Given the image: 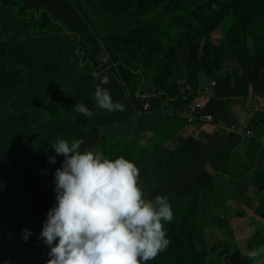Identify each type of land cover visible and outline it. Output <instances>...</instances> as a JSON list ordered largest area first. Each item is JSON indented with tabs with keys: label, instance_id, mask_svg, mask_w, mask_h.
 <instances>
[{
	"label": "trees",
	"instance_id": "trees-1",
	"mask_svg": "<svg viewBox=\"0 0 264 264\" xmlns=\"http://www.w3.org/2000/svg\"><path fill=\"white\" fill-rule=\"evenodd\" d=\"M86 5L98 20L94 21L83 9L73 18L75 21L71 24L69 19L59 20L45 8L27 12L18 7L13 0H0V13H3L6 8L16 12V18L22 22V37L24 38L23 41L16 44L14 39L16 33L11 36L10 28H6L0 33V39L3 38L0 40V137L17 144L14 151L9 149L11 151L3 154V157L6 162H14L10 172L16 169L17 175L22 176L24 171H27L20 191H13L11 185V188L0 196V222H6L4 228L0 230V240H10L0 242V264H3L6 259L10 260L11 264H46L43 261L46 250L41 243L37 242L36 238L39 232L38 225L46 219V210L51 203L47 191L40 190L44 184V173L51 167V164L47 159H42L38 163H36L38 159H23L26 152H33L29 150L35 138L33 117L36 115L33 116V113L38 112L37 109L42 105L43 99L51 94L60 107L65 109L76 100H80L79 95L84 90L85 104L94 112V115L89 118V122L96 131L108 125L114 126V124L123 123V121L132 122L137 119L120 117L118 112L96 111L91 105L93 88L90 87L88 81L84 80L83 90L75 88L70 90L66 87L67 84L58 82L55 86L47 88L46 97L42 98L40 92H34L29 86L31 78H34L39 72L46 71L50 65L63 68L68 57L75 59L81 69L94 70L97 76H102L105 70H100L97 67L99 53L95 52L91 43L86 42L87 36H93L102 47L106 48L114 62L120 63L119 71L131 93H134V100L133 97L131 100L121 97L127 103L126 109H130V113L136 111L137 105L143 104L142 99L136 96V92L144 81H148L157 88L160 104L167 101L168 98L169 107H173L174 113L178 115L188 107L195 94L192 93L188 97V94L181 92L180 87L169 84L170 80L176 78L178 58L184 52L178 53L179 47H176L174 42L168 41V39L179 38L191 44L192 53L188 54V59L186 58L185 62L193 63L194 67H199L207 74L208 79L218 77L219 84L226 83L233 86V84H244L245 79L252 81L255 77L257 63L264 64V0H86ZM163 6L175 7L174 10L172 8L158 12L167 19L164 26L149 19L151 18L150 13L155 14L153 10H158ZM194 6L196 7L194 8ZM189 9H193V13L189 14L187 11ZM201 12L209 15L210 25H215L216 16L219 13H224L219 23L214 26L215 30L222 23L223 28L226 21L229 22L227 28H223L224 40L221 45H215L205 31L208 24L200 20ZM155 17L157 18V14ZM9 18L10 16H7L2 21L3 24ZM196 24H200L198 29H194ZM98 25H104L106 34L100 35L101 31L97 28ZM134 25L136 26L124 34V28ZM156 27L165 32L162 43L155 36ZM54 30L58 32L56 37L49 42L46 41L45 35ZM202 39L205 41L204 47L201 46ZM249 42H252L250 49L258 50L260 53L256 54L252 60L246 58L248 65L252 66V70L251 73L245 74L242 62L234 61L239 60L249 50L247 47ZM182 44L184 42L180 41L179 45ZM240 46L242 54H239ZM197 47L198 49H196ZM201 56L203 57L201 58ZM226 59L233 60L237 67L231 73L220 71L224 69ZM20 62L26 66V69L19 71L11 69V66ZM138 69H141L143 73L136 71ZM16 76L18 77L17 81H15ZM74 77L79 78L80 83L82 82L83 76L77 74ZM235 77H238V83ZM258 81L264 82V79L261 78ZM15 87H18V90ZM43 88L45 87L38 89ZM198 89L196 87L193 90L197 91ZM213 92L214 95L211 98L210 106L205 109L206 112L216 113L217 98L226 102L242 99L226 94L228 92L221 91L218 87L213 89ZM200 93H203V89L200 90ZM38 97L41 100L35 105L36 100L33 99ZM178 109L181 111L178 112ZM76 113L77 115L73 114L69 108L66 113H61L56 118V124L61 132L66 131V126L60 125L62 119L74 122L72 126L74 131L67 134L66 137L82 135V129L86 123L82 122L83 114L77 110ZM121 113H125V110ZM138 119L144 123L141 129L139 128L141 132H144L147 126L153 125L158 122L157 119L163 118L142 116ZM173 119L174 123L163 128L171 137L168 138L163 133L160 135L165 143L175 140L178 137L179 128L188 125L184 119ZM47 125L49 124L43 123L42 128L48 127ZM105 136L103 134L102 137L97 138L99 148L108 143ZM182 141L185 143L186 152L193 148V142H186L185 139ZM205 142L208 145L199 147L197 149L199 153L208 150L209 142L208 140ZM120 148L124 151H114L128 157L125 153L129 150V146L123 145ZM178 149H183V147L180 146ZM18 150H24L25 153L18 157L14 154ZM103 150L108 154V151ZM187 156L188 154L185 153L178 157L175 151L171 155H167V161L173 159L177 163L170 168L163 167L162 173L166 182L175 175L174 169L179 170L178 164H185L184 159L186 160ZM141 158L145 159L143 154L138 151L134 155V160L138 162ZM170 225L174 229V238L178 242H183L184 254L191 258L197 256L199 249L194 239L196 237L195 217L191 213L178 217V213H176V218ZM24 228L31 230L27 241L22 237ZM250 245L252 244L250 243ZM170 248H172V241ZM46 259H49L48 254ZM170 264H178L177 254L174 253L173 248L170 251ZM233 264L242 263L236 259Z\"/></svg>",
	"mask_w": 264,
	"mask_h": 264
},
{
	"label": "clouds",
	"instance_id": "clouds-1",
	"mask_svg": "<svg viewBox=\"0 0 264 264\" xmlns=\"http://www.w3.org/2000/svg\"><path fill=\"white\" fill-rule=\"evenodd\" d=\"M13 1L18 7L27 12L39 9L30 8L28 0ZM82 4L87 7L86 3ZM78 7L79 10L75 16L83 10L80 8V5ZM163 8L165 7H161V10L158 11L172 9ZM87 13L94 21L98 20L90 9ZM15 14L16 12L14 10L8 8H6L3 13H0V26L3 25L0 33L6 28H10L11 31L15 23L19 29H17L18 31L16 30L17 32L16 35H14V39L15 41L18 40L17 42L19 43L24 40V38L21 37L22 22L16 18ZM7 16H10V18L3 24L2 21ZM161 17L162 16L157 13V19ZM156 24L162 25L160 22H156ZM135 26L136 25L124 28V34ZM103 28L105 31L104 25ZM53 32L58 33L55 30ZM221 36L223 37V34H221ZM102 51L107 56L98 59L97 67L100 70H105L102 76H98L102 78L104 87L99 84L96 85L95 90L92 92V100H95L96 107L105 109L109 112L124 111L126 110V105L120 101H114L110 91L106 88L111 85V80L106 72L111 70L115 72L117 83L122 88L123 97L125 99L131 95V91L119 71V63L114 62L106 48L102 47ZM19 64H22V62ZM14 66L15 65L11 66V69H13ZM78 68L81 69L79 66ZM136 71L143 73L141 69ZM78 75L83 76L82 74ZM93 76H96V72L93 73ZM17 80L18 77L16 76L15 81ZM84 80L87 81V79H82V85ZM217 83L218 80H211L210 85L203 89V93H200L201 89L194 91L190 89L189 86L183 87L179 85L178 87H180L181 92L188 94V97H190L192 93L195 94V97L189 103L188 107L183 110L185 115L180 116V114L176 115L173 110L168 108L167 110L173 111V115L164 114L163 109L160 107L157 88L148 81H144L138 92H136V96L142 99L143 104L139 106L135 103L138 108H136V111L132 112L130 118L138 119L142 116L151 118L160 116L163 119H165V117L181 118L188 122L185 129L191 127V125L204 127L207 124H211L220 131L239 133L242 134L246 140L254 139L257 141L256 139H258L262 144L263 135L258 137L257 134V125H261V132H264V110L261 106L257 108L259 114L256 115L254 124L246 130H242L244 128L234 123V121L227 120L224 116L205 111L206 99L208 102H211L213 89L215 90ZM15 89L18 90L17 87H15ZM81 89L83 90V88ZM61 96L64 95L61 94ZM254 96H256V94ZM79 97L81 98L80 100H76L70 107L62 109L51 94H48V96L43 99L42 105L37 109V111H42L40 118L35 119V117H33L34 137L37 138L34 143L35 150L41 151L42 147L52 148L57 155L63 156L60 166L54 171L55 199H50L49 202L51 203L46 210V219L38 225L39 232L36 240L44 246L43 248L46 250V255L48 254L49 256L47 260L45 255L43 261L46 262V264H170V251L173 247H176V245L173 244L174 229L170 224L173 223L176 214L174 216L175 211L173 212L168 197L158 194L153 199L144 198L143 189L139 184V168L134 160L124 155L112 158L91 148L81 149V145L84 143L83 140L85 139L83 136L93 129L89 122V118L94 115V112L84 104V90L80 93ZM37 99L35 105L41 100L40 97ZM195 101L201 106L198 113L190 111V106ZM235 101H244V99ZM168 102L169 100L167 98V103ZM146 106L148 107L145 108ZM69 108L75 115H77L76 110L83 114L81 119L82 122L86 124L82 129L81 136L66 137L60 136L58 133L60 130L56 124V118L59 114L66 113ZM201 114H209L213 118L208 122H200ZM35 115L36 114L33 113V116ZM45 122L50 124L47 129L42 128ZM51 129L56 132V134L50 133ZM248 132H251V134L248 135ZM53 138H56V140H53ZM184 139L187 140V138ZM179 140L182 144H180L181 147L185 150V143H183L182 139ZM188 141L191 140H187L186 142ZM171 142H166V147H168ZM192 149H195V146H193ZM48 162L51 165L55 164L56 157L50 156ZM164 163V161H160L159 165L161 166ZM184 165L188 166L189 163H185ZM14 171H16V169H13L12 172L8 171L5 173L4 171H0V179L2 175L5 177L11 174L14 175ZM161 176L163 178V173ZM147 178L150 182L149 177ZM174 179L175 177L173 175L168 184H171ZM187 183L189 187L194 185L202 187L199 184ZM11 185L10 182L6 191L0 190V196L5 194L7 190L11 188ZM261 187L262 186H257L260 191L262 190ZM194 188H196V193L204 195V197L208 196L205 198L206 203L204 205L210 209L214 217L217 219L220 218L218 220L222 222L224 228H229L228 222L223 220L225 214H229L235 219L236 230L240 233L244 232V228L242 227L244 215L241 214L244 205L239 204L231 209H229L230 207L225 208V202L220 199L214 201V195L196 186H194ZM236 194H240L242 200L244 199V190ZM262 195L264 196V194ZM213 201L214 203H212ZM237 206H240L241 209L239 210ZM215 208L220 210L219 216L214 215ZM257 216L260 220H263V222L259 221L263 225L264 214ZM5 223L6 222H0V230L4 228ZM256 229H259V232L264 235L263 227H255L251 233ZM30 235L31 230L29 228L22 229V237L25 241L28 240ZM194 239L198 249L201 248V245H198L197 238L195 237ZM1 241L8 242L10 240H0V242ZM171 241L172 248H170ZM250 243L257 246H252ZM263 244L264 237H262L260 241L258 240V234L254 232L253 241L246 244L248 248L252 249L248 255L252 259L250 264H253V260L255 259H258L261 261V264H264ZM179 246L182 252L177 255L178 264L234 263L222 257L220 254L215 255L212 252L200 254V250L197 256L191 258L184 254L182 241L179 242ZM3 264H11V261L6 259Z\"/></svg>",
	"mask_w": 264,
	"mask_h": 264
},
{
	"label": "rangeland",
	"instance_id": "rangeland-1",
	"mask_svg": "<svg viewBox=\"0 0 264 264\" xmlns=\"http://www.w3.org/2000/svg\"><path fill=\"white\" fill-rule=\"evenodd\" d=\"M56 1H64L67 4V7L69 9V16L71 18H74L75 14L78 12V6L82 3H86V0H55L54 3ZM48 4L49 3H46V5H44L46 6L45 9H47L48 12L54 15V17L62 21L68 19L47 8L49 7ZM195 7L196 6H194V8ZM193 9L187 10L189 14L193 13ZM153 11L155 12V14L150 13L151 18L149 19H152L151 21L160 22L162 23V25H164L167 19L165 17L157 19L155 15L159 11ZM223 14L224 13L221 12L216 16L215 25L219 23V21L223 17ZM199 15H201L200 20L208 24L205 31L209 34L214 44H218L217 46L221 45L224 40L221 36L223 28H227L229 22L226 21L223 28L222 23L219 24V26L214 30L215 25H210V23L208 22L210 19L209 15L205 12H201ZM182 22L186 26H188L184 21ZM199 26L200 24H196L194 26V29H198ZM169 27L171 26L169 25ZM97 28L105 34L102 25H98ZM164 34L165 32L161 31L159 27L155 28V36L160 43L163 42L162 37L164 36ZM22 36L23 32L21 34V37ZM55 37V32L45 35L46 41L48 42ZM17 41L18 40H16V44L18 43ZM168 41L174 42L175 46L179 47L178 53L187 52L192 48V45L186 42V40H180L179 38H170L168 39ZM180 41L184 42V44L179 45ZM204 42V39H202L201 46L203 47V44H205ZM251 43L252 42H249L247 46L249 50L244 53V55L240 57L239 60L234 61L237 63L242 62L244 67L243 72L245 74L251 73L252 70V66L248 65L247 60H252L256 54L260 53V51L258 50L250 49ZM196 49H198V47ZM45 52H48V50H45ZM239 54H242L241 46ZM43 57L46 58V56ZM202 57L203 56H201V58ZM226 60L233 61L231 59ZM21 69H26V66L24 64H17L13 67L14 71ZM58 82L68 84L75 89L82 88V84L80 83L79 78L74 77L72 75V72L66 71L62 67H54L52 65H50L46 71L39 72L34 78H31L28 84L34 92H40L42 98H45L47 88L55 86ZM98 84L104 87L102 78L96 80L93 90H95V87ZM169 84L176 86L179 85L177 78L170 80ZM39 87L45 88L38 89ZM132 97H134V93H131V95L127 99L131 100ZM160 107L163 109L164 114L173 115V111L171 110H173L174 108L169 107L167 101L161 102ZM167 108L171 110H167ZM180 111L181 110L178 109V112ZM41 112L38 111L36 113L35 119L40 118ZM184 115V111L180 113V116ZM60 118L62 119V117ZM157 120V123L147 126L144 132H141L139 130V128L141 129V126L144 125V123L139 119H134L132 122L123 121V123H118L116 125L114 124V126L108 125L107 127L99 128L98 131L91 129L90 132L86 133L83 136L85 137V139L83 140L84 143L81 145V149L91 148L95 151L115 158L116 156L120 155V153L115 151H124L120 147L126 145L129 146V150L125 154L132 160H134V155L137 154L138 151L141 152L145 159L141 158V160L138 162L135 160L134 161L139 168V184L143 189L144 198L153 199L158 194L166 195L171 203L173 212L175 211L174 216L176 213H178V217L187 216L189 213H191L195 217V235L198 245H201V248H199L200 254L212 252L215 255L220 254L222 257L233 262L238 259L242 264H250L252 259L248 255L252 249L248 248L246 244L253 241L254 232L258 234V240L261 241V238L264 237V235L259 232V229H256L253 233H251V231L253 230L252 226L259 222L257 215L260 216V214H264V203L257 200L256 202H254V205L252 207H245L247 212L242 209V213L244 214V221L246 222V224H248L246 227H244V232L240 233L238 232V230H236L237 227L235 225V219L229 214H225V217L223 219L228 222L229 228H224L222 222L218 220L220 218L217 219L216 217H214L211 214L210 209L204 205L206 203L205 198L208 196L204 197V195L196 193V188H194V186L209 192V194L211 195H214V201L220 199L221 201L225 202V208L230 207L232 204L233 206L239 205L241 204V202H243L242 196L236 193L243 191L244 188L242 184H239V170L234 169V166L230 163L229 160H227L226 153H222L221 156L213 158L215 156L214 154H209L208 152L203 151L199 153L196 158L191 159L188 166L178 164L177 167L181 168H179V170L174 169V173L176 174L174 175L175 179L171 184H168L170 179L166 183V178H162L161 176L163 167H173L177 162L173 159L167 161V155L169 156L172 153L169 151H165V142L163 141V137L160 138V135L163 133L164 136L170 138L171 135H169L168 132H165L163 128L170 123H174L175 120L170 117H165L164 120ZM73 124L74 122L72 121L62 119L60 125H65L66 131H59L58 133L62 136H67V134L74 131V129L72 128ZM187 132L188 129L186 130L185 127L179 128L178 135H188ZM50 133L56 134V132H54L52 129L50 130ZM103 134L106 135L105 140L108 141V143H106L107 145L105 144L99 148L97 146V138L102 137ZM36 139L37 138L33 139L32 144L29 147V150H32L33 152H26V155L23 159H38L36 162L38 163L42 159H47L49 161L50 156L56 157V163L51 165V167L45 171L43 179L44 184L40 188V190L48 191L50 199H55L54 171L60 166V163L63 160V156L57 155L52 148L42 147L41 151H35L34 143ZM53 140H56V138H53ZM16 145L17 144L9 142L5 138L0 137V171H4V173L8 172L13 166L14 162H6L4 160L3 154L11 150L14 151ZM103 149L108 151V154H106ZM23 153H25L24 150H18L14 152V154L18 157L23 155ZM160 161H164L165 163L160 166ZM194 162H196L195 166H192ZM13 173L14 175L11 174L8 177L2 175V178L0 179L1 191H6L10 182L12 184L13 191H20L21 184L27 176V171L25 170L22 176H18L17 171H14ZM147 177H149L150 182L148 181ZM187 182L199 184L202 187H199L197 185L189 187ZM214 201L212 203H214ZM237 208L239 210L241 209L240 206H237ZM214 215H220V210L218 208L214 209ZM173 244L176 245V247H173L174 253H176L177 255L180 254L182 252V249L180 248L179 242L176 240V238H173ZM253 264H261V261L255 259L253 260Z\"/></svg>",
	"mask_w": 264,
	"mask_h": 264
},
{
	"label": "crops",
	"instance_id": "crops-1",
	"mask_svg": "<svg viewBox=\"0 0 264 264\" xmlns=\"http://www.w3.org/2000/svg\"><path fill=\"white\" fill-rule=\"evenodd\" d=\"M54 1L55 0H28V4L30 8L40 9L43 7L45 8L46 6L44 5H46V3H49V7L47 8H49L51 11H54L55 13L62 15L65 18H68L69 22L72 24L75 19L69 16V9L67 7V4L64 1H56L55 3ZM80 8L85 9L86 11L89 10L83 4L80 5ZM172 8L175 9V7ZM158 10L161 9L158 8ZM2 26H0V30ZM17 29L19 28L14 23L10 34L13 36L18 31ZM100 35L102 36L104 35V33L101 32ZM86 42L91 43L95 52L99 53L97 59L103 56H107L103 53L102 46L100 45V43L96 39H94L93 36H87ZM191 53L192 51L188 50L178 58V69L176 73L178 84L183 87L189 86V88L192 90L196 87H198L199 89L207 88L210 85L211 80H218L219 78L216 77L208 79L207 74L201 71L199 67H194L193 63L185 62L188 54ZM63 68L66 71L72 72L73 76L77 74H82L83 79H87L90 87L93 89L96 80L101 78L97 75L94 77V71L79 69L76 60L69 57L68 61L65 63V66ZM236 68L237 67L233 61L227 60L224 64V69H221L220 71L224 73H231ZM106 73L109 75V78L111 80L110 87L106 88L110 91L112 99L114 101H120L127 105V103L123 101V98H121L123 96V92L122 88L117 83L115 72L107 71ZM261 78L264 79V64L257 63L255 67V77L252 81H248L247 79H245L244 84H233V86L231 84L226 83H217V87L219 88V90L228 92L226 94L242 98L244 99V101L226 102L221 100L220 98H217L216 102L218 106L216 107V114L224 116L229 121H234V123L244 128L242 130L249 129L254 124L256 120V115L259 114L257 108L261 106L264 110V82L258 81ZM235 80H237V83L239 82L238 77H235ZM66 87L69 89H73V87H71L70 85H66ZM255 94L256 96H254ZM210 103L211 102H208L206 99V108L210 106ZM91 105L96 111L106 113L118 112V115L120 117L122 116L123 118L132 116V113H130V109H126L125 113H121V111L109 112L105 109L96 107L95 100H92ZM49 125L47 126L49 127ZM260 126L261 125H257V134L258 137L260 135H263L262 144L258 141V139H256L257 141H255L254 139L246 140L243 135L239 133L220 131L211 124H207L204 127L191 125V127L187 128L188 135H178V139H175L170 144L168 143L169 146L165 148V151H169L171 153H174L175 151L178 157H181L183 154L187 153L188 156L186 157V160L184 159V163H190L191 159L196 158V156L199 154V151H197V149L199 147H206L208 143L205 141L208 140L209 148L206 152H208L209 154H214L215 156L213 158L221 156L222 153H226L227 160H229L230 163L234 166V169H237L240 172L239 184H242L244 186V199L242 200L243 202H241V205H244V211H246L245 207H252L254 205V202H256L257 200L264 203V196L262 195L264 194V132H261ZM48 127H45L43 129H47ZM183 137H186L187 140H191L195 146V149H192L188 152H186L184 148L178 149V147L182 145L179 139H184ZM229 151L231 152L228 154ZM195 163L196 162H194L192 166H195ZM257 186H262V190L260 191ZM232 207H234L233 204L230 206L229 209H231ZM258 220L263 222V220H260L259 217ZM247 225L248 224H246V222L244 221L242 227L244 228ZM252 227L253 229L255 227L264 228V224L262 225V223L258 222Z\"/></svg>",
	"mask_w": 264,
	"mask_h": 264
},
{
	"label": "built area",
	"instance_id": "built-area-1",
	"mask_svg": "<svg viewBox=\"0 0 264 264\" xmlns=\"http://www.w3.org/2000/svg\"><path fill=\"white\" fill-rule=\"evenodd\" d=\"M147 107L148 106H146L145 108H147ZM200 108H201L200 104L195 101V102H193V104H191L190 111H192L194 113H198ZM191 118H192V116H191ZM212 118L213 117L211 115H209V114H201L199 121L200 122H208V121H211ZM247 134L250 135L251 132H248Z\"/></svg>",
	"mask_w": 264,
	"mask_h": 264
}]
</instances>
